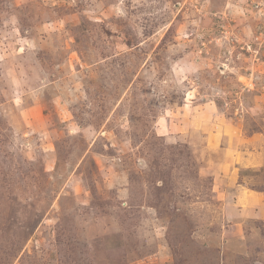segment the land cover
I'll list each match as a JSON object with an SVG mask.
<instances>
[{"label":"rangeland","instance_id":"rangeland-1","mask_svg":"<svg viewBox=\"0 0 264 264\" xmlns=\"http://www.w3.org/2000/svg\"><path fill=\"white\" fill-rule=\"evenodd\" d=\"M0 264H264V0H0Z\"/></svg>","mask_w":264,"mask_h":264}]
</instances>
